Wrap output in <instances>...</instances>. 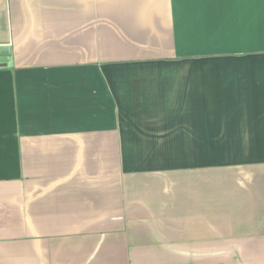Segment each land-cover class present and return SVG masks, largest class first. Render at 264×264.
<instances>
[{
  "label": "crops",
  "instance_id": "crops-1",
  "mask_svg": "<svg viewBox=\"0 0 264 264\" xmlns=\"http://www.w3.org/2000/svg\"><path fill=\"white\" fill-rule=\"evenodd\" d=\"M0 264H264V0H0Z\"/></svg>",
  "mask_w": 264,
  "mask_h": 264
},
{
  "label": "water",
  "instance_id": "water-1",
  "mask_svg": "<svg viewBox=\"0 0 264 264\" xmlns=\"http://www.w3.org/2000/svg\"><path fill=\"white\" fill-rule=\"evenodd\" d=\"M10 51L8 47H0V63H7Z\"/></svg>",
  "mask_w": 264,
  "mask_h": 264
}]
</instances>
